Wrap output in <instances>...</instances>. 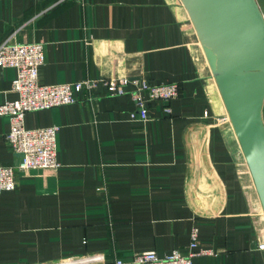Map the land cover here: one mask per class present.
Listing matches in <instances>:
<instances>
[{"label": "crops", "instance_id": "1", "mask_svg": "<svg viewBox=\"0 0 264 264\" xmlns=\"http://www.w3.org/2000/svg\"><path fill=\"white\" fill-rule=\"evenodd\" d=\"M6 40L43 43L41 83L176 82L179 97L170 115L148 102L140 121L128 94L99 83L73 103L27 112L26 128L60 126V165L14 169L15 188L0 194V264L187 254L192 227L194 250L212 251L192 264H264V212L233 127L219 120L226 109L181 0H0ZM14 77L0 69V104L16 98ZM9 127L0 116V165L19 160Z\"/></svg>", "mask_w": 264, "mask_h": 264}, {"label": "built area", "instance_id": "2", "mask_svg": "<svg viewBox=\"0 0 264 264\" xmlns=\"http://www.w3.org/2000/svg\"><path fill=\"white\" fill-rule=\"evenodd\" d=\"M44 59V45L41 42L19 44L6 40L0 44V69L4 67L15 69L11 90L17 95L15 99L0 104V116L9 118L10 127L6 139L10 149L19 155V160L15 165H0V194L15 188L14 169L20 171L57 169L60 165L56 156V136L60 126L52 124L26 128L24 117L27 112L73 103L75 92L92 91L99 83L106 87L111 96L128 94L134 105L130 118L140 121H145L149 117L148 102H162L164 113L170 115L172 113L171 103L179 97V86L176 82L151 84L143 79L84 78L69 83H41L38 72ZM129 82L133 84V88L126 90L125 86ZM219 120L230 121L227 113L219 117ZM189 238L190 251L187 254L172 251L167 255L158 256L154 251H146L134 255L128 261L116 258L110 262L102 261L99 264H192L194 256L212 253L204 248L194 250L199 246L196 227L191 228ZM70 264L81 263L72 262Z\"/></svg>", "mask_w": 264, "mask_h": 264}, {"label": "water", "instance_id": "3", "mask_svg": "<svg viewBox=\"0 0 264 264\" xmlns=\"http://www.w3.org/2000/svg\"><path fill=\"white\" fill-rule=\"evenodd\" d=\"M264 212V15L256 0H181Z\"/></svg>", "mask_w": 264, "mask_h": 264}]
</instances>
